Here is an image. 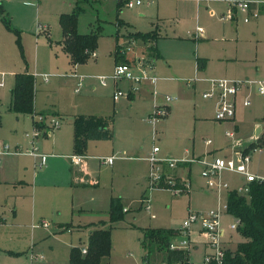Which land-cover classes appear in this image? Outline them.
Here are the masks:
<instances>
[{
  "label": "rangeland",
  "instance_id": "374dc122",
  "mask_svg": "<svg viewBox=\"0 0 264 264\" xmlns=\"http://www.w3.org/2000/svg\"><path fill=\"white\" fill-rule=\"evenodd\" d=\"M140 1L141 5L133 8H126L124 1L116 5L117 0H101L99 3L92 0H12L10 3L0 4L2 16L8 21L6 27L0 20V145H6L10 150L21 148V152H24L27 148L24 136L31 135L33 119L39 115L33 113L51 109L61 118L60 131L66 128L74 115L110 118L114 138L112 142H101L105 150L110 149L112 143L123 147L131 146L135 152L126 156L142 158L150 154L152 148H156L157 159H166L165 153L170 152L174 158L170 159L185 164H178L168 169L169 172L182 169L188 163L187 168L179 170V175H170L165 167L161 172L162 188L168 186L164 184L165 181L171 180L179 187L182 181L188 184L183 193H174L170 189H150L149 167L145 181L136 180L128 170L121 168L122 218L112 225L108 223V217L104 216L103 219L104 228H111V252L107 264H141L146 260L148 264H162L161 253L150 248L148 254L147 247H141L142 230L179 231L187 213L203 214L225 204L226 193L236 186V177L222 173L221 178L228 183V190L216 195L199 176L200 166L191 162L196 159L190 156L191 148L198 155L212 148H231L241 139L255 141L254 126L257 125L262 128L260 144L256 151L250 153L248 167L252 173L264 172V123L260 120L264 118V98L255 94L253 86L248 90H241L237 95L238 99L247 96L249 106H236L233 123L217 122L209 120L213 117L212 104L201 99L202 91L198 84L195 89L191 88L193 79L196 80L195 75L198 78L201 76L193 67L201 35H205V39L211 42L223 44L231 51V56L235 54L237 59L242 60L237 64L238 70L225 76L226 78L239 82H264V0L246 1L256 8L262 6L256 19L243 23L245 16L238 13L236 21L231 25L228 21H218L219 11L208 1L199 0L197 6L194 0ZM237 1L244 0H225V3L228 6ZM215 2H218L216 5L225 7L220 0ZM27 3H32L33 6H28ZM74 8L78 10L76 29L79 33L93 32L97 26L101 30L98 32L95 57H89L85 63L75 67L73 72L55 43L61 38L58 25L60 13H70ZM96 20L102 22L98 24ZM115 20L130 26L132 31H156L159 36V52L164 54L166 64L172 63L170 71L159 73L153 70L156 91L149 101L146 100L148 102L137 104L136 101L132 104L127 101V96L120 97L115 103L111 100V93L116 88L122 93L127 89V84L122 80L116 81V88L111 81L114 48L116 44L121 46L122 43V40L118 39L116 42L114 39L112 24ZM222 25H228L229 28L220 35L218 32ZM123 30L121 28L120 32ZM131 41L133 45L130 50H123L121 54L128 59L127 64L136 68L139 42ZM154 63L157 65L161 62ZM23 71L48 76L45 84L40 78L33 77L35 105L31 119L30 115L15 118L8 111L7 90L12 85L9 73ZM73 76L83 78L78 93L73 92L76 83ZM100 77L106 79L104 86L99 83ZM186 81L190 83L186 84ZM165 97L176 100L165 103ZM154 106L163 109L170 107L172 113L169 115L166 109L165 117L157 118L150 124L147 119ZM225 132L232 133L233 137H225ZM51 136L50 134V139ZM41 139L39 138L37 145ZM206 142L208 146L204 145ZM249 144L243 142L236 146L240 148L246 145V148ZM184 150L186 151L183 152ZM176 157L180 158L175 159ZM139 168L142 169V164ZM116 181L114 178L113 183ZM25 192L26 186L18 183H0V250L15 257L19 263L34 262L31 261V249L37 252V256L42 255V262L66 264L69 247L82 248L85 243L84 235L69 236L60 232L52 234L55 228L46 217L39 220L47 223V229H30L37 228L39 220H32V206L27 202ZM142 193L147 201L140 204ZM13 213H16L15 218ZM35 216H38L36 210ZM221 221L223 228H226L233 223V218L224 214ZM196 229V226H192L188 237L182 236L180 232L175 237V243L182 240L188 242L189 264H202V239L196 234ZM228 234L231 236L230 250H234L236 244L243 240L237 231H227L225 237L228 238ZM5 255L1 253L0 257L13 260Z\"/></svg>",
  "mask_w": 264,
  "mask_h": 264
},
{
  "label": "crops",
  "instance_id": "0c3cea01",
  "mask_svg": "<svg viewBox=\"0 0 264 264\" xmlns=\"http://www.w3.org/2000/svg\"><path fill=\"white\" fill-rule=\"evenodd\" d=\"M92 1L99 3L101 0H92ZM194 1L197 6L199 4V0H194ZM204 1L210 2L212 6H214V8H216L219 11L218 21L220 22L228 21L230 25L236 21L238 12L228 8V6L225 3V0H220V2L225 5V7L221 5H216L218 3V2L217 3L215 2L216 0L215 1L214 0H204ZM244 1L252 2V1H259V0H244ZM27 5L33 6L32 3H27ZM138 6H135V7H138ZM60 14H64V13H60ZM259 14H260V10L258 11V15ZM197 16H198V13H197ZM254 19H251V20H254ZM101 22L102 21L99 22V20H96V23L98 24H100ZM112 25L114 26V37H115L114 39L116 42L118 39L122 40L121 46L125 44V41H124L125 38L122 37V34H124L127 31L138 32L135 30L132 31L130 26L123 23L124 26H122L121 28H124V30L120 32L121 30L120 28L119 33L116 34L115 36L117 27H116L115 22ZM126 26L128 28L125 29ZM97 27L101 30L100 26H97ZM228 28H229L228 25L226 27L222 25L220 27V31L218 32V34L223 35V33ZM152 32H156V31H152ZM213 32L215 33L216 31H213ZM77 33L79 32L77 31ZM79 34H83V33H79ZM204 36L205 35H203L202 37L201 35L199 37V41L197 44V50H196V56L194 57V65H193L195 72L199 73L201 76L198 78L197 75H195L196 80H194V83L191 84L192 89H195V85L198 84V88L202 92L208 88V85L206 83L207 80L223 79V78L228 79L225 76L232 75L235 71H237L238 70L237 64L242 61V60L237 59L235 57V54L231 56L230 55L231 51L223 44H217V43L211 42L208 39H205ZM158 39L159 38H157V40L154 43V49L156 53V58L154 60L149 57L148 58L146 57L145 52L143 50V46L140 43H138L137 45V51H138V56H139L137 60L146 61V63H149L151 65V71L147 72V75L151 77H153L152 75L153 70L159 73L172 70V63L166 64V60H164V56H163L164 54L162 53L160 54L159 52L161 50L157 42ZM60 41H61V38L60 40H58V42L55 43V45L58 46L60 52L65 57L66 61L71 66L74 72L75 67H77L78 65H71L69 63L67 56L62 52L61 47L58 44ZM174 42H178V41L174 40ZM132 45L133 43L130 46ZM115 46L120 47L118 44H116ZM155 61H158L161 63H157L156 65L154 63ZM112 64L114 66L113 58H112ZM182 70H183V67H182ZM133 71L134 73H136V70H133ZM17 73H21V72H17ZM9 74L11 75L13 79V75L16 73L13 74V72H10ZM30 75L32 77L40 78V80L44 84L47 83L48 81V76H46L45 74L33 72ZM43 76H46L47 78L44 80ZM73 78L76 80V83L74 84L75 86H74L73 92L78 93L79 88L82 84L83 78L79 76H73ZM79 81H80V86L76 91V84ZM122 82H125L127 84L126 86L127 89L125 93H128L130 86H131L130 82L123 81V80ZM11 84H12V81H11ZM113 84L116 88L117 87L116 81L113 82ZM155 85H156V81L154 85H150L146 81L141 82L139 85V90L137 91L136 94L127 95V101L131 102L132 104L136 101H138L137 104H139L140 102H148L150 98H152L151 93L153 91L154 92L156 91ZM1 87H2V84L0 83V88ZM9 90L10 88L7 90L8 97H9L8 106H9V100H10ZM117 90H120V89L116 88V90H114L111 93V100H112L113 93ZM243 98L240 97V99H238V96H237L236 106H240L241 108H246V107H242L240 104ZM116 101H118V99ZM116 101L112 100L113 103H115ZM207 102H210L212 104V112H213L214 103L212 101H207ZM34 105H35V98L33 94V106ZM166 109H167V113L170 115L172 113V109L170 107H167ZM33 114L51 116L55 118L56 120H58L59 126H60V120H61L60 116L52 112L51 109H45L38 113H33ZM33 114L30 115L31 116L30 119L32 118ZM13 115L15 116V118L17 116H21V115H15V114ZM75 116H79V115L72 116L71 121L68 123V125H66V128L63 131H60L59 130L60 127L58 126V128L55 129V133H52V131L54 130H50L46 133H42L35 140V146L38 147V148L36 147L37 153L45 156L44 166L42 168L37 169L35 167L36 163L38 162V159H34L27 155L1 156L0 157V183H4L7 185L18 183L19 185L26 186V192L24 194H25V198L27 199V202H29L32 206V214H31L32 220H35L36 218L39 220V218L41 217L48 218L55 228L54 231H52V234L60 232V233H66L69 236H71L72 234H75L77 236H79L80 234L84 235L85 243H84V246L80 248V251H81L82 249H85L88 234L92 230L96 228L105 229L103 219L105 217H108L110 199L118 198L121 204V168H124L126 171L128 170L129 174H131L134 178H136V180L140 179V180L145 181L146 173L149 167L146 158L149 153L147 154L146 157H142V158L126 156L127 154L132 155V153L135 152V149L131 146L123 147L121 145H115V143L111 144L110 149L105 150L104 145L101 142H112L114 138V134H113V137L110 140L88 141L86 144L85 152L83 154L84 159L82 160L81 165L79 167H73L71 166L68 157L73 155L72 154V120ZM212 116H213V113H212ZM234 118H235V114H234L233 119L230 120L232 123L234 121ZM199 119L206 120L207 118H199ZM209 120H213V117H211V119ZM32 126H33V122H32ZM257 128H260V132L258 136H261L262 128L255 125L254 129H257ZM234 130H236V126H234ZM50 134L52 135L51 139H50ZM253 137L256 140L257 137H255L254 134H253ZM24 138L27 142V148L24 149V151H27L29 150L30 145L28 144V139H26L25 136ZM39 138H42L41 139L42 141L37 145ZM250 140L251 139L249 140L241 139V141L238 143H235V145L242 144L243 142L246 144L254 142V140L252 141ZM204 145L208 146L209 144L208 142H206ZM245 146L246 145L240 148H244ZM230 150H231L230 147L224 148V149L223 148H212L210 150H207L206 153L203 152L201 154L196 155L194 154L193 148H191L190 156L193 158L196 157V159H202V158L209 159L211 157H229ZM185 151L186 150H184L183 152ZM165 156L166 158L174 159L170 152L165 153ZM100 157H113V161L111 164H104L98 160V158ZM178 158L180 157H176L175 159H178ZM140 164H142V169L139 168ZM183 166L184 167H181L182 169L187 168L188 163ZM182 169H176L175 171H171V172H169L168 169L166 170H168V173L170 175H175V174L179 175V170H182ZM259 173H264V172H259ZM181 174L183 175L182 172ZM114 178H116L117 181L113 183ZM235 183L236 184L238 183L237 177H236ZM212 192L214 193V191ZM140 199H141L140 204H143L142 199L143 200L145 199L143 193L141 194ZM35 210L36 212H38V216H35ZM13 211H14V208H13ZM122 211L124 212V209H122ZM12 216L15 218L16 213H13ZM223 217L224 215H222L221 220ZM221 220H220V229L222 231V239H221L222 246L224 250L232 249V246L230 245L231 236L228 234V238L225 237L226 232L227 231L230 232L231 230H228L227 226L226 228H223L222 226L223 221ZM40 221L41 220H39L38 223H36L37 228H30V229H40V230L47 229V227L42 228L38 226ZM196 234H197V229H196ZM226 238H227V241H224ZM201 245L203 248L202 255H204L206 253V249H205V246L202 244V241H201ZM75 247H78V246H70L69 249L75 248ZM1 253L4 255L6 254L4 250L2 251L0 250V256H1ZM36 253L37 252L32 251L30 249V256L32 255L31 261H34L30 264H55L53 262H42L43 261L42 255L37 256ZM5 256H8L9 258H13V260L9 261L10 259L0 257L1 264H27L24 261L21 263L17 262V260H15V257L13 256H9L7 254ZM67 258H68V252H67ZM107 263H108V259L106 261V264Z\"/></svg>",
  "mask_w": 264,
  "mask_h": 264
},
{
  "label": "trees",
  "instance_id": "16d2710c",
  "mask_svg": "<svg viewBox=\"0 0 264 264\" xmlns=\"http://www.w3.org/2000/svg\"><path fill=\"white\" fill-rule=\"evenodd\" d=\"M121 1H117V5ZM262 7V6H261ZM258 8L259 9L261 8ZM77 8L70 13L60 14L58 25L61 31V41L58 43L62 52L67 56L71 65H80L89 58V53L95 52L98 32L97 27L93 32L79 34L76 31ZM0 20L8 27V21L2 16L0 9ZM116 34L123 25L115 20ZM128 28L127 26L125 29ZM126 43L135 40L143 46L146 57L155 59L156 53L154 43L158 36L156 32L140 33L125 32L122 34ZM115 38V37H114ZM113 52L114 65L127 64L128 59ZM34 79L26 73L13 75L12 86L9 90L10 100L8 111L15 115H31L33 112ZM264 123V118H261ZM113 137L111 119L95 116H75L72 120V154L83 155L88 141L110 140ZM260 144V136L243 149L247 152L252 147ZM225 214L239 220L236 231L242 238V242L236 244L234 250L223 251L222 264H264V183H249L247 194H237L235 189L230 190L225 196ZM122 206L118 198H111L108 209V223L121 220ZM103 224V223H102ZM101 224V225H102ZM108 228H96L87 237L85 253L82 254L78 247L68 251L67 264H106L111 252ZM179 231L164 229L142 230L141 247L150 248L156 253L162 254V264H185L188 262L187 250H169L168 245L175 240ZM147 261V260H146ZM213 264V263H211Z\"/></svg>",
  "mask_w": 264,
  "mask_h": 264
},
{
  "label": "built area",
  "instance_id": "2783aa9c",
  "mask_svg": "<svg viewBox=\"0 0 264 264\" xmlns=\"http://www.w3.org/2000/svg\"><path fill=\"white\" fill-rule=\"evenodd\" d=\"M12 0H0V4L8 3ZM124 1V6L126 8H132L141 4L140 0H117ZM228 8L234 10L245 16L243 22L247 23L249 20L254 19L258 15V8H256L252 3L246 1H237L231 2L228 4ZM132 42H128L120 47L116 51L118 55L123 54V50H130V45ZM122 53V54H121ZM89 57L94 58L95 53H89ZM137 67H132L129 64H118L114 65L113 75L111 78L112 82L123 80L129 81L131 86L128 93H122L117 90L112 95V100L116 101L120 97L127 96L128 94L134 95L139 90V85L141 82H148L150 85H154L156 79L154 77L148 76L147 72L151 71V65L146 63V61L137 60ZM136 70V73L133 72ZM44 80L47 78L43 76ZM81 80V79H80ZM101 86L105 85V78H98ZM195 79H193L194 81ZM190 81H186V84H189ZM208 88L203 91L200 95L201 99L204 101H212L214 103L213 111V120L217 122L221 121H230L233 119L236 109V98L241 90H248L249 87L253 86L255 89L256 95L261 98H264V82H239L230 79H212L207 80ZM80 86V81L76 84V91ZM152 96L155 95L153 91ZM173 99L165 97V103L172 102ZM242 107H248L249 101L247 96H245L241 102ZM262 110L264 111V103L262 104ZM166 109L159 108L154 106L152 114L148 117L147 122L153 124L157 118L165 117ZM59 126L58 120L51 116L38 115L33 119V130L30 136L25 135L28 139V144L30 145L29 150L21 152L19 148L10 150L6 145L0 146V157L6 155H27L34 159H38L35 167L40 169L44 166L45 156L37 153V148L35 146V140L42 134L50 130H55ZM225 137L232 138V133L225 132ZM245 148V147H244ZM244 148H239L235 144L231 146L230 156L229 157H211V158H202V159H193L191 162H195L200 166L199 176L204 180L206 187L216 195H220L222 191L228 190V183L221 178L222 173H228L237 177L238 183L235 186V191L237 194H247L249 191V183H264V173H252L248 167L249 165V155L251 152L257 150V147H254L252 150L243 152ZM157 149L152 148L151 153L146 158L149 165V175H148V184L150 189H170L174 193H183L188 184L181 181L179 187L178 184L173 183V181H165L164 184L168 185L166 187H161L162 182L161 172L163 167L166 169H172L178 164L177 161H173L170 158L166 159H157ZM71 166L79 167L82 160L84 159L83 155H71L68 157ZM98 160L104 164H111L113 157H100ZM187 164V163H186ZM147 200H143L146 202ZM148 209V207H145ZM226 206L225 204L221 208L216 210L208 211L207 213H187L185 218L181 222L179 232L182 236L188 237L189 229L192 226H196L197 234L202 238V244L205 246L206 253L202 257V264H222L223 251L222 246V231L220 229V220L222 215L225 214ZM239 220L233 218V223L228 225V230L236 231L239 226ZM42 228L47 227V223L40 221L39 225ZM188 242L182 240L178 243H175V240L168 245L169 250H187ZM82 254L85 253V250L80 251ZM141 264H148L147 261L142 262ZM185 264H189L186 262Z\"/></svg>",
  "mask_w": 264,
  "mask_h": 264
},
{
  "label": "water",
  "instance_id": "95a60500",
  "mask_svg": "<svg viewBox=\"0 0 264 264\" xmlns=\"http://www.w3.org/2000/svg\"><path fill=\"white\" fill-rule=\"evenodd\" d=\"M259 132H260V128H257V129L255 130V132H254V136L257 137L258 134H259Z\"/></svg>",
  "mask_w": 264,
  "mask_h": 264
}]
</instances>
